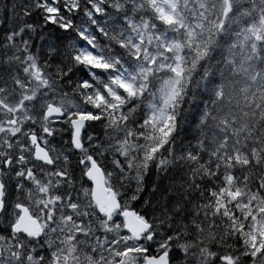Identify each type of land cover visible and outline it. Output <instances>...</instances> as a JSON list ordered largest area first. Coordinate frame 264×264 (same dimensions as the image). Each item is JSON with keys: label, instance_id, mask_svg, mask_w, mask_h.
I'll use <instances>...</instances> for the list:
<instances>
[{"label": "snow or ice", "instance_id": "snow-or-ice-1", "mask_svg": "<svg viewBox=\"0 0 264 264\" xmlns=\"http://www.w3.org/2000/svg\"><path fill=\"white\" fill-rule=\"evenodd\" d=\"M0 264H264V0H0Z\"/></svg>", "mask_w": 264, "mask_h": 264}]
</instances>
